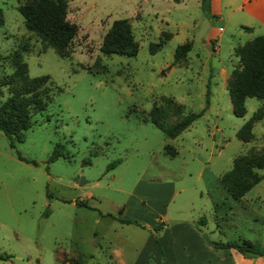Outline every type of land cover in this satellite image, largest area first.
Listing matches in <instances>:
<instances>
[{"label":"rangeland","instance_id":"374dc122","mask_svg":"<svg viewBox=\"0 0 264 264\" xmlns=\"http://www.w3.org/2000/svg\"><path fill=\"white\" fill-rule=\"evenodd\" d=\"M24 1L0 0V75L12 71L9 54L17 48L28 75L46 74L58 89L31 114L14 147L0 130V252L7 254L0 264H142L148 254L151 264V245L140 250L144 236L264 239V167L237 200L219 181L235 155L264 150V120L253 122L250 140L235 136L260 100L245 97V113L236 116L225 88L237 63L233 46L253 34L208 16L199 0H65L76 32L69 55L61 57L23 26L16 5ZM121 17L130 23L136 53L103 54L102 35ZM217 25L214 48L206 36ZM185 40L190 49L174 61L175 46ZM163 95L184 111L201 109L206 97L207 104L186 128L166 137L141 119ZM6 96L0 86V102ZM55 142L68 157L48 162ZM165 143L176 153L164 152ZM155 224L160 227L153 232ZM169 252L167 264H180L179 245Z\"/></svg>","mask_w":264,"mask_h":264},{"label":"trees","instance_id":"16d2710c","mask_svg":"<svg viewBox=\"0 0 264 264\" xmlns=\"http://www.w3.org/2000/svg\"><path fill=\"white\" fill-rule=\"evenodd\" d=\"M200 7L205 14H208L209 0H200ZM16 9L22 17L23 26L39 38L43 47H51L61 57L69 55V44L76 32V25L66 18L65 0H26L18 3ZM2 23L0 8V25ZM242 27L247 28V26ZM161 42L162 39L152 42L149 44V50L158 49ZM137 47L129 21L121 17L111 21L102 35L98 48L103 54L132 56L136 53ZM190 47L189 40L177 44L173 51V60L178 61L183 58ZM232 52L237 57V63L230 69L225 81L232 113L236 116H242L245 113V97H255L260 100L251 115L235 131L238 139L248 141L252 137L253 122L264 120V35H254L236 44ZM9 60L12 71L0 75V86H5L7 91V96L0 102V130L7 137L8 145L14 147L16 142L22 141L24 130L30 125L31 114L43 110L47 102L51 100L53 89L58 88L52 84L46 74L28 75L26 62L22 59L19 49L15 48L11 51ZM87 70L99 71L90 67H87ZM206 104L207 97L204 107ZM204 107L197 111H184L182 103L172 96L163 95L158 102L152 103L141 119L151 122L163 132L164 136L174 137L199 117ZM172 115L175 119L168 122V117ZM163 148L169 155L176 153L174 146L169 143H165ZM59 156L68 157V153L61 143L55 142L46 161H53ZM18 157L27 160L19 154ZM81 161L89 162V158L84 157ZM118 161V158L113 159L107 163L106 167H113ZM262 167H264V150L248 149L245 153L237 154L232 158L231 166L220 175L219 181L226 194L237 200L260 180L262 174L258 170ZM75 203L88 206L81 199H75ZM221 204L223 202L215 206ZM121 221L129 222L127 219H121ZM199 222L204 224L205 218L201 216ZM158 227L160 226L155 224L153 230ZM209 242L214 246L233 247L244 256L264 252V244L248 238L209 240ZM6 256L7 254L0 252V258ZM70 264H78V261L75 259Z\"/></svg>","mask_w":264,"mask_h":264},{"label":"crops","instance_id":"0c3cea01","mask_svg":"<svg viewBox=\"0 0 264 264\" xmlns=\"http://www.w3.org/2000/svg\"><path fill=\"white\" fill-rule=\"evenodd\" d=\"M207 15L222 20L225 24L239 26L247 34H253L252 37L254 34H258L256 32H262L258 35H264V31H258L264 30V0H209ZM242 26H247V28H242ZM220 30V25H217L206 36V40L211 41L214 48L215 45L217 46L216 39ZM222 69L225 72L224 68ZM201 232L203 231L201 230ZM150 238V236H144L140 250L149 248L148 243L151 245L149 249L156 257L151 264L169 263V247L176 244L180 247V264H264V252L258 255L244 256L233 247L214 246L209 242V240L231 239L222 240L216 236H202L201 233L195 236H153L152 239ZM238 238L245 237L238 236L234 239ZM256 240L264 244V239ZM110 253L117 257L112 250ZM145 258L146 262L142 259V264H150L148 263L149 254ZM119 263L121 264V262Z\"/></svg>","mask_w":264,"mask_h":264}]
</instances>
